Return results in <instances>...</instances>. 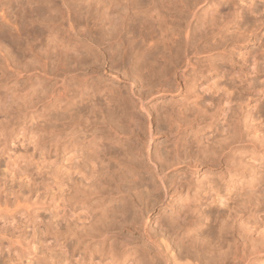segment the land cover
<instances>
[{"label": "rangeland", "instance_id": "1", "mask_svg": "<svg viewBox=\"0 0 264 264\" xmlns=\"http://www.w3.org/2000/svg\"><path fill=\"white\" fill-rule=\"evenodd\" d=\"M45 1L54 11L45 4L29 10ZM46 16L53 18L43 25ZM69 43L76 53L61 51ZM62 53L60 71H37ZM63 79L70 101L62 110L51 96ZM90 87L111 89L137 118V130L122 138L142 156L134 159L142 174L149 171V189L161 187V175L168 185H200L208 202L220 192L223 205L210 206L221 210L251 199L264 205V0H0V198L37 201L30 212L15 204L13 213H0V239L24 235L50 264H75L74 219L95 204L88 187H80L86 201L73 198L66 173L76 160L88 171L86 141L105 136L120 112ZM92 94L99 99L93 105ZM176 140L177 162L169 154ZM101 143V156L118 149ZM114 159L100 165L102 183L130 175L121 166L127 159ZM74 171L71 178L83 174ZM70 211H77L73 218ZM11 259L6 249L0 253V264Z\"/></svg>", "mask_w": 264, "mask_h": 264}, {"label": "bare ground", "instance_id": "2", "mask_svg": "<svg viewBox=\"0 0 264 264\" xmlns=\"http://www.w3.org/2000/svg\"><path fill=\"white\" fill-rule=\"evenodd\" d=\"M44 4L48 10L54 11L52 10L53 5L46 1L36 2L34 6H30L29 10L35 11L43 8ZM136 13V11L132 12V14ZM4 14H2L3 17ZM52 18L53 16H46L40 19L44 25L49 24ZM126 28L127 25H125ZM51 35H54L53 31L48 33L52 42L57 40L52 38ZM73 45L69 43V47H61V51L76 53ZM64 54L62 53L59 57H55L56 59L53 62L46 59L39 63L37 71L46 75L52 68L60 71L64 67L62 59H66ZM50 62L52 65H50ZM65 82V79L57 81L56 85L59 84L60 86L58 88L59 92L54 97L51 96L54 104L59 105L62 110L70 101ZM90 88L92 93L102 96L108 103L116 104L120 112L115 113L116 116L108 124L106 133H104L105 136L100 134L103 130L99 133L100 135L97 134L98 137L95 135L90 136L95 138L86 141L88 152L85 151L87 152L85 162H87L88 171L83 172L79 166L80 160H76V163L72 162L75 165L72 164L68 168V173H66L67 181L69 182L71 179L74 184L72 189L73 198L75 199L76 197L80 200L84 197L83 200L86 201L87 196H83L84 193L80 187H88L86 189L91 192L89 202L95 204L89 209L86 208L88 210L87 212L85 211L84 217L82 215L83 218L78 217V215L77 218L74 217L75 240L77 241L74 256L78 257L76 261L74 260L75 264H264V215L262 217L258 216L264 209L263 202H260L259 199L256 202L251 199L240 202L235 207L231 206L221 210L217 206H210L214 202H217L218 206L223 205L224 196L220 192L217 191L211 195L212 198L209 200L211 202H208V200H205L204 194L209 191L204 190L200 185V188L192 187L190 186L191 184L185 185V182H177L178 180H173L171 185H168L161 175V187L153 190L149 189L147 186V181L150 177L149 171H147L145 176V173L142 174L144 170L140 171V163H136L137 158H140L141 155L139 153L135 155L131 150L132 148L127 146L128 144L122 138L123 133H133L134 130H137V118L130 113L121 98L112 94L111 89ZM85 90H88V86L81 88V93ZM98 95H91L89 99L91 105L99 100L97 99ZM143 99L142 97L138 98L139 102H142ZM102 115L104 116L105 114L102 113ZM66 120L64 119L63 122ZM125 124L127 128H125ZM82 128L84 130V127ZM83 132L86 133V131ZM101 138H104L110 144L117 145L118 149L114 151L112 149L110 152L103 151L104 155L101 156V153H98L102 149L101 145H103ZM152 138L153 132L150 131L149 139L152 140ZM124 139L128 141L129 138ZM149 154L148 152V156ZM169 154L170 158L175 159L176 162L180 159L181 152L177 140L173 141ZM120 156L127 159V162L121 166L131 167L129 170L131 172L127 171L130 175L117 176L114 174L105 180V183H102L101 178L103 175L97 179L96 174L100 165L104 163L106 167V160L111 157L119 159ZM134 157H136V160ZM162 160L165 162V159L161 158ZM175 160L170 162V164L166 163L168 162L166 160L163 165L174 166ZM160 164L162 163L160 162ZM198 166L193 165L192 168L197 169ZM87 167L85 166L86 170ZM75 169L78 170L77 173L83 174L71 178L72 174L76 172L74 171ZM102 169L104 170V167ZM99 172L101 173V170ZM105 173L107 172L105 171ZM103 184L107 186L104 187ZM97 185L103 186L104 189L102 190L101 187V190H97L100 189L97 188ZM14 197V202L12 199H7L3 202L2 198H0L1 215H3L2 213L9 215V213L20 207L24 211L30 212L32 206L37 202H33L32 198L27 195L15 194ZM2 202L4 205L1 204ZM79 203L77 204L79 205ZM15 204H17V207H15ZM62 205L64 210L66 205L64 202ZM109 208L110 212L108 213ZM76 213L77 211L75 213L70 211L67 217L71 218ZM256 216L259 219H256ZM83 233L86 235L85 238H83ZM26 239L24 235L16 238L4 237L0 239V253L6 249L7 254L13 255L15 258L13 259L15 263L11 259L13 264H50L52 262L49 259L51 257H47L44 254L46 253L44 252L45 250L43 251L44 253L36 251L35 249L37 248L34 249L31 240L29 239L28 241ZM82 245L83 249H80ZM63 247L65 249L64 245ZM64 252L65 250H63ZM63 255L66 256L65 254ZM31 256L32 258L29 259ZM24 257L27 258V260L25 259L27 262L22 260Z\"/></svg>", "mask_w": 264, "mask_h": 264}]
</instances>
